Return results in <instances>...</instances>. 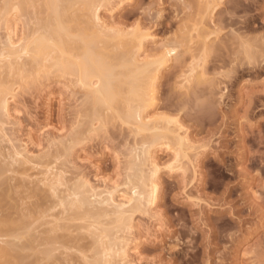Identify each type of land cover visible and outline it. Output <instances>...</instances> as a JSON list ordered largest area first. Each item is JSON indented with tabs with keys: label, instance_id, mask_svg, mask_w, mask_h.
<instances>
[{
	"label": "rangeland",
	"instance_id": "obj_1",
	"mask_svg": "<svg viewBox=\"0 0 264 264\" xmlns=\"http://www.w3.org/2000/svg\"><path fill=\"white\" fill-rule=\"evenodd\" d=\"M74 1L76 0H66L62 3L67 7H71V5L75 4L73 3ZM82 1L86 2L90 0ZM187 1L189 2L190 0ZM187 1L130 0L125 3L124 7H121L120 10L112 14L107 6L102 7L99 11L100 23L102 22L104 23L102 25H106V31L110 30L107 33L108 37L113 33L116 34V37L122 34L123 37L126 35L128 39L136 35L143 36L144 48L138 54L140 61H144L153 54L159 53L160 50L169 47L167 45H170V49L175 45L174 47H176L178 52L182 50L177 54L182 58H186H183L185 59L183 60L175 56V54L170 58L172 62H169L168 67L161 72L159 82L156 84L158 103L154 108L146 109L145 113H147L148 120L146 121H148L147 123L151 129L156 123H160L165 127L168 126L170 131L172 129V132H176L177 127L174 128L175 125H178V123L179 125L181 124L180 126L183 129L180 127L179 134H187L188 137L189 143L187 142L188 145L187 147L185 146V152L188 157H181L177 159L178 162L179 160L181 162H176L174 149L177 147L174 146L175 141L172 142L174 133L172 134L169 131L165 132L171 136L169 134L168 136L164 132L165 134L161 136V141H163L159 143L157 141L149 148L160 166L159 199L152 209L143 204L140 207L141 209L139 208L140 210L138 209L132 215L131 223L129 222L127 224L128 227H118L114 222L116 217L111 215L113 219L110 220L111 216H109L108 220L106 217L108 214L105 218L103 217L104 221L101 220L103 222H100V224L98 222L96 223L93 221L94 219H91V215L88 218V214H90L88 211L90 210H86V208L81 209V212L79 211L77 213L70 212V210L67 215L66 211L64 212L65 215L62 214V216L61 211H63L64 207H62L63 204L61 202L60 205L62 204V206L58 204L60 198L65 195L69 196V200H72V198L73 200L75 199L72 196L75 193L73 189L76 188L77 190L81 180L83 183L87 181L94 188L98 187L96 190L104 188L103 183L108 184L111 187L110 192L113 193V197L118 202L122 196H130V189L126 184H128L133 174H135L134 172L140 174L142 168L146 170L148 168L145 165L141 166V169L138 168V170L131 165H133V161L139 163L140 159L142 160L141 164L144 163L142 150L144 148L145 150L146 148L148 149L151 141H149V137L151 138L155 135H151L153 133L152 130L148 128V130L137 131L135 130L136 126L133 125L134 122L130 124L124 123L119 117V114H121L119 109L121 108L123 110V107L120 106L118 109V105L116 108L114 105V108L112 107L113 109L104 106L102 110H99L100 113H96L98 119L94 118L95 112L92 113L93 108L91 109V106L87 104V97L85 98L88 91H84L85 89L77 84V76L75 74H71L69 77L70 73L63 75L61 72L53 71L49 69V63H45L48 69L46 67V71L44 69V72L42 68L41 70L39 69L41 64H35L36 67L34 64L31 66L30 60H27L26 69L28 71L25 69V63L19 62L24 66V70L22 69L23 72L21 70L19 71L21 67L18 68L21 65H16V61L13 60L12 64L14 63L16 65H13L14 69L18 68L17 70L15 69V74L14 72H8L9 64H6L8 68L5 64V68L2 65L3 70L0 71V84H5L4 82H6L7 85L10 83V86L15 83L11 82L13 80L17 84H24L22 86L20 85L22 87H20V104H15L16 106L11 104V110L13 109V111L10 112V116L13 113L12 118L8 116L10 117L8 119L6 113L0 110V166L3 168L1 169L0 167V171H5H1L0 173V187L3 186L0 189V196L2 195L0 200L3 199L2 205L7 208L0 209V220L3 218L2 214L3 216L7 214V217L12 215L4 223L5 226L3 229L6 230L8 228L6 232L8 231L9 233L0 237V247L3 246L11 251L13 250L9 252L12 254V264H23L24 262L28 264H88L89 262H93L94 259L103 257V254L101 256L99 251L100 249L98 250L100 255L92 253H97V250L93 248L94 245L91 246L95 241L93 239H98V241L104 240L102 242L104 246L109 247H114L113 242L127 240L129 246L126 260H134L138 262L137 264H255L257 263V255H260L261 258L258 257L257 264H264V200H262L264 199V61L263 55H261L264 53V29H258L261 27L260 22H256V19L253 20V18H256V14L263 10L264 0H262L263 3L259 0L261 4L258 1V4L255 3V5L252 0H236L235 3L238 1V3L241 2L237 6H242L241 8L238 6V9L242 12L235 9L238 10V12L235 11L237 12V14L235 13L236 15L232 11L236 5L233 1L231 3L235 5L230 3L231 0H215L219 4L223 1H228L229 4L224 2V5L220 4L218 5L220 7H217L215 6L216 3H214V9L213 6L210 7V11L213 12L209 10L207 11L208 13L202 11L207 13L201 14L203 15V17L201 16L202 19H204V15L205 17L208 15L204 19L205 22L199 17L200 14L197 13L198 11L196 12L195 10L190 9V13L192 11L196 12L192 14L190 20L188 19L189 17H186V14H189V9L184 10L182 4ZM200 1L198 0L196 3L199 4L198 2ZM3 2L4 0H0V52H5V49L6 51L8 50L5 16L2 15ZM33 2V6L19 11L20 13L18 12L19 14H17L16 20L14 17L12 18L11 14L7 15V19H11L10 22L16 28L14 42L20 43V39L24 38L22 36L23 32L30 29V26L34 25V23H40L44 26L48 24L47 22L49 24L52 22L50 15H48L49 10L46 9V2L44 0H34ZM248 2H251L249 6ZM191 3L194 4L193 1ZM82 4L78 3L70 12H74V10L81 11ZM78 6L79 8L76 9ZM231 12L233 13V17L237 16L236 18L234 17V20L238 22L228 25L223 24L225 26L222 30L224 33L221 32L219 38L217 35L215 37L211 33V30L213 32V29H218L216 27L218 24L216 25L215 22H218V20L215 19L221 17L223 19L225 17L229 18L231 17L229 14ZM79 13H77L78 19L76 21L82 19ZM209 14L214 18L211 17L210 19L211 15L209 16ZM84 20L82 19V25L77 21L80 24V29L83 28L86 22V25L90 27V31L89 27L85 25V32H88L87 34L93 33L95 31L93 30L94 27L89 25L90 23L87 22L86 18ZM210 20L215 23L216 28L211 26L213 25L212 23L209 24ZM28 22L30 23L29 25ZM72 24L73 22L69 25ZM77 24L75 23L74 27H72L73 25L70 27L75 28ZM248 24H250L252 33L250 30H244ZM201 27L203 29L205 28L204 31L202 30L203 32L198 31ZM206 28L210 31L208 32ZM256 28L258 29L257 31ZM252 29L256 32L254 30L252 31ZM76 30L78 31V29ZM112 30L113 33H111ZM182 30L187 31L186 36ZM77 31L74 29L71 32V36L74 37L73 34L77 36L79 33H73ZM97 31H95L96 34ZM197 31L199 32V36L200 33H204L203 35L211 33V35H206L208 39L205 41L208 43L207 46L210 49L213 47L217 49H212V52L215 53H211V59L209 58L208 63L205 65V72L202 70L203 64L196 56L199 55L198 48L201 46V42H203H200L203 37H199ZM109 32L111 33L110 35ZM205 32L208 33L205 34ZM260 35H262V38ZM118 37L117 41H119ZM110 38L112 37L110 36ZM112 39H116L115 36ZM112 39L110 40L113 42L114 40ZM117 41L111 42L110 45L113 44L112 46L115 47V43H120V41ZM182 42L184 44H181ZM109 46H106V52L108 51L110 53L115 51L116 48L114 49ZM119 46L117 45L116 47L118 48ZM251 46L252 48H250ZM103 47L101 44V48ZM186 48L187 50H192V53L184 55L186 53L185 51H187ZM218 48L221 49L218 50ZM254 52L255 55L256 53L258 54L257 56L259 58L255 55V59L252 58V53ZM226 53H229L228 56ZM214 54L216 55V59L213 58ZM238 54L239 57H237ZM175 60L180 63H176ZM18 71L21 74L18 75ZM24 71H26L25 73L29 77H26L28 75ZM17 75L19 76V81L15 78ZM22 75L24 78H20ZM9 77L10 79H8ZM27 81L29 82L27 83ZM127 88L124 89L126 90ZM126 93H128L127 90ZM15 111L19 113L14 115L17 113ZM89 119L93 120L90 121ZM68 134L70 135L69 137ZM69 138L70 140H67ZM76 138L78 139L75 140ZM144 140L147 142L146 144H144ZM165 144H171L175 148L165 149ZM17 152H21V155H16L18 154ZM15 159L18 160L16 161ZM26 159H29L30 162ZM1 164L3 166L6 165V167H3ZM177 165H180V167ZM7 167H11L9 170L15 169L13 170L14 172L12 173V170L8 171ZM48 174L50 178L45 181L44 177H47ZM9 176L11 179H9ZM43 180L46 183H56L60 180L57 184H66L65 186L63 184L62 187H58L59 192L63 189L60 192V198L56 196L55 199L52 196L51 189L49 188V190L47 189L48 186L44 185V187L41 185L44 182ZM67 189H70V192H67ZM46 191L50 194L48 192L46 193ZM4 192H7L9 195L12 193L9 197ZM68 193L71 195H68ZM85 195L87 196V194ZM66 196L64 199H67ZM251 196L254 198V202L258 198L260 201L258 200L254 203L252 198L250 199ZM4 197L7 198L4 199ZM45 198H51L52 202L54 199L57 201L58 198V204L55 203L61 209L57 206L58 209L52 208L51 210L57 212L60 209V213L54 214L50 209L47 210L46 205L48 204L49 206V202L51 201L47 200L49 201L47 202ZM34 199H37L38 204L43 203V206L39 204L42 207L38 209L40 212L38 210L36 211L35 207H33L32 202H36ZM92 199L90 198V200ZM250 200L252 201L250 202ZM61 201L65 200L61 199ZM261 202L262 204H260ZM251 203L253 204L251 205ZM257 203H259L258 206H256ZM254 204H256L255 206L257 208H262L261 210L263 212L260 209H257V211L260 210L259 213L257 211L254 212L256 210ZM33 209L37 214H34ZM3 210L4 212L8 210L9 212H7L10 213L9 216L7 212L4 214ZM42 211H45L46 215ZM85 212H88L87 216ZM51 213H53V217ZM56 214L58 215L56 216ZM40 215L41 217L38 218ZM74 215L76 219L78 218L77 220H75ZM45 216L46 218H44ZM65 216H67V219H64ZM33 217H36L37 220L39 219L40 222H36V218L34 219ZM61 217L64 218L62 219ZM13 218H16V221ZM6 223H9V225ZM34 224L38 229L34 227ZM59 224L63 225H61L63 230ZM96 224L102 225L100 226L102 228L97 227ZM64 225L67 226L65 227ZM46 227H50V229ZM59 227L60 231L58 230ZM35 229L39 230V232ZM97 229L99 230L96 231ZM106 229L111 232L107 230L108 233H106L104 231ZM43 231L45 232L43 233ZM92 231L93 234H91ZM59 234L60 237L62 235L67 237L64 240L71 238L76 242H73V240L68 242L71 240L68 239L65 242L69 244L67 243L65 245V243L61 247L62 239L59 238L56 245L51 244L52 241H49L50 244H47L49 238H54L53 236L56 237L57 235L59 237ZM31 236L34 238H31ZM94 236L95 238H93ZM44 240L45 242H43ZM4 241H8V244ZM3 242L6 244H3ZM38 242L40 244L43 243V246L39 247L40 244ZM70 243L74 247H71ZM83 244L84 246L82 247ZM64 245L68 248L63 247ZM136 245H139L138 250L140 253L138 255L132 252ZM48 248H51L52 251ZM91 250L94 251L91 252ZM47 251H51L53 257H46ZM107 253L109 257L118 261V255L121 252H116L115 249H108ZM14 259L16 260L15 262H13ZM118 264L120 263L118 262Z\"/></svg>",
	"mask_w": 264,
	"mask_h": 264
},
{
	"label": "bare ground",
	"instance_id": "obj_2",
	"mask_svg": "<svg viewBox=\"0 0 264 264\" xmlns=\"http://www.w3.org/2000/svg\"><path fill=\"white\" fill-rule=\"evenodd\" d=\"M34 0H4V2H3V5H2V15L3 16H5L4 18H5V31H6V35H7V41H8V50L6 51V49H5V52L4 51H2V52H0V71L1 70H3L2 68V65L4 66V68H5V65L6 64H9V71L8 72H10V73H13L14 72V74H15V69H14V66L13 65H17V64H19V65H21V66H18V68L19 67H21V69H19V71L21 70L22 72H23V68H24V66H25V69H26V66H27V60H30V64H31V66H33V64H34V66L36 67V65H40L41 64V67L39 68L40 70H41V68H42V70L44 71V69H45V71H46V67H47V69H48V66H50V68L49 69H51V70H55V71H57V72H61L63 75L64 74H66V73H70L69 74V77L71 76V74H75L76 76H77V84L79 85V86H81L83 89H85L84 91H88L87 93H86V96H85V98H86V101H87V104H89L90 106H91V109L93 108V111H92V113H94L95 112V114H94V118H96V119H98L97 117H96V113H98L99 112V110L101 109L102 110V108L104 107V106H107L108 108H111V109H113L114 107L116 108V106H117V108L119 109V107L121 106V107H123V110L120 108L119 110L121 111L120 113L121 114H119V117L124 121V123H132V122H134L133 123V125H135L136 126V128H135V130H137V131H141V130H148V128H149V125H148V121H146V120H148V116H147V113H145L146 111V109H148V108H154L156 105H157V103H158V100H157V83L159 82V79H160V74H161V72L166 68V67H168V64H169V62L171 63L172 61L170 60V58L175 54V56H177V57H179V58H182L180 55H178L177 53H179L180 51H182V50H180L179 52L177 51V49H176V47H172L171 49L169 48L170 47V45H167V46H169V47H166V48H164L163 50H160V52L159 53H156V54H153L151 57H149V58H146V60H144V61H140L139 60V56H138V54H140V52L143 50V48H144V38H143V36L142 35H136V36H134L133 38L131 37V38H126V35L123 37L122 35H119V41H120V43H115V47L114 46H112L113 44H111L110 45V43L112 42L110 39H112V38H114V36H115V38L116 39H112V40H114L113 42H116L117 41V37H116V34L115 33H113V30H112V32L111 33H113V34H115V35H113V34H111L110 32H109V35L112 37V38H110V36L108 37V35H107V33H108V31H110V30H107L106 31V29H107V27H106V25H102V24H104V23H100V17H99V11H100V9L102 8V7H108L109 9H110V11H111V14L112 13H114L115 11H117V10H120L121 9V7H124L125 6V3L126 2H128V1H130V0H90V1H82V0H76V1H74L73 3H75L74 5H71V7L69 6V7H67L66 5H64L62 2L63 1H66V0H44L45 2H46V9H48L49 11V13H48V15H50V18H51V24H49V22H47L48 24L47 25H42V24H40V23H38V24H35L34 23V25H31L30 26V29H27L25 32H23V34H22V36L24 37V38H21L20 39V43H17V42H14V37H15V35H16V28H15V26L10 22V20L11 19H7V15H9V14H11L12 15V18L14 17V19L16 20V18H17V14H19L20 12L19 11H21V10H23V9H26V8H28L29 6L31 7V6H33V4H32V2H33ZM36 1V0H35ZM187 1V0H186ZM191 1H193L194 2V4H192L191 3ZM198 1V0H197ZM196 0H190L189 2L187 1L186 3H184L183 2V4L182 3H180V4H182V8L184 9V10H187V9H189V14H186L187 16L186 17H189L188 19L190 20V17H192V14H194V13H196L197 11V13L198 14H200L199 15V17L202 19V17H203V15H201V14H205L208 10L210 11V7L211 6H213V9H214V3H216V5L215 6H217V7H220V6H218V5H220V4H223L224 5V2L225 1H223L222 3H218V2H215V0H210V1H203V0H201L202 1V3H201V1L200 2H198L199 4H197L196 2H197ZM218 1V0H217ZM222 1V0H221ZM236 2V0L234 1V0H231L230 1V3L231 2ZM250 1V0H249ZM252 1H254L253 2V4L255 5V3L256 4H258V1L259 0H252ZM251 1V2H252ZM71 2V1H70ZM239 2V1H238ZM235 3V4H233V3H231L232 5H235V7H234V9L232 10V11H234V14L236 13L237 14V12H238V10L240 11V9H238V6H239V8H241L240 7V5H238L237 6V4H240V3ZM247 2V1H246ZM250 2V3H251ZM261 2H262V0H261ZM34 3V2H33ZM36 3H38V2H36ZM35 3V4H36ZM65 3V2H64ZM78 3H83L82 5H81V7H82V9H81V7H80V9H81V11H75L74 10V12H70L71 11V9L76 5H78ZM225 3H228L229 4V2L227 1V2H225ZM249 2H248V6H249V4H250ZM259 3H260V1H259ZM263 3V2H262ZM200 4H202V5H200ZM213 4V5H212ZM230 4V5H231ZM261 4V3H260ZM68 5H70V4H68ZM227 5V4H226ZM225 5V6H226ZM231 5V6H232ZM242 5V4H241ZM244 5V4H243ZM80 6V5H79ZM79 6L76 8V9H78L79 8ZM257 7V6H256ZM216 8V7H215ZM31 9V8H30ZM190 9L191 10H195V11H192L191 13H190ZM235 9H238V10H235ZM243 9V8H242ZM252 9H254V8H252ZM28 10V9H27ZM249 10V9H248ZM181 11V10H180ZM200 11V12H199ZM202 11H206V12H202ZM235 11H237V12H235ZM19 12V13H18ZM24 12V11H23ZM25 12H26V10H25ZM75 12H77V13H79V14H81V18L84 20V18H86L87 19V22H89L90 24V26L92 25L93 27H94V29L93 30H95V31H97V30H99V31H97V34L95 33V31L93 32V33H91V34H93V35H91V34H87L85 31V29L86 28H84V26L86 25V22L84 23L85 25L83 26V28H81L80 29V27H79V25L83 22L82 21V19H80V20H77V21H79L80 22V24H79V22H77L76 21V19H78L77 18V13H75ZM187 12V11H186ZM210 12H213V11H210ZM209 12V13H210ZM240 12H242V11H240ZM208 13V12H207ZM206 13V14H207ZM79 14H78V16H79ZM198 14H196V15H198ZM211 14H213V13H211ZM211 14H209V16L211 15ZM230 14V16L231 17H229V18H226L225 17V19H223V17H221V18H219V19H215V20H218V22L217 21H215L216 22V27L218 28V29H213L214 31L212 32V30H211V33L212 34H214V36L216 37V35H217V37L219 38L220 36V34H221V32L222 33H224L222 30L224 29V27L225 26H223V24H233V23H235V22H238L237 20H234V17L232 16V12L231 13H229ZM235 14V15H236ZM14 15H16V16H14ZM85 16V17H84ZM202 16V17H201ZM208 16V15H207ZM207 16L205 17V15H204V19L205 18H207ZM211 17H213L212 15L210 16V19H211ZM237 17V16H236ZM235 17V18H236ZM34 18H36V17H34ZM47 18H49L48 16H47ZM80 18V17H79ZM176 18V17H175ZM214 18V17H213ZM213 18H212V20H213ZM185 19H187V18H185ZM204 19H202L203 21H204ZM254 19H256L255 21L256 22H260V24H261V27L260 28H258V29H264V8H263V10L261 11V12H258L257 14H256V18H253V20ZM212 20H210L209 21V24L210 23H212L213 25H211V26H214V28H216L215 27V23H213L212 22ZM37 21V20H36ZM85 21V20H84ZM251 21V20H250ZM250 21H248L249 23H250ZM38 22V21H37ZM40 22V21H39ZM73 22V26L72 25H69L70 23H72ZM205 22V21H204ZM241 22V21H240ZM77 24L76 25V27L75 28H71L70 26H72V27H74V24ZM18 24V23H17ZM30 23L28 22V25H29ZM32 24V23H31ZM88 24V23H87ZM237 24V23H236ZM82 25V24H81ZM201 25H202V22H201ZM87 27H89L88 25H86ZM91 26V27H92ZM204 26H205V24H204ZM29 27V26H28ZM79 27V28H78ZM82 27V26H81ZM203 27V26H202ZM200 28V29H198V31H204V29L203 28ZM98 28V29H97ZM109 28V27H108ZM184 28H186V27H184ZM209 28V27H208ZM208 28H206V30L208 31ZM211 28V27H210ZM213 28V27H212ZM227 28V27H226ZM74 29H75V31H77L76 29H78V31L77 32H73V33H79L77 36H75V34H73L74 35V37L73 36H71V32L72 31H74ZM97 29V30H96ZM105 30V33H104V30ZM114 29V28H113ZM181 29V28H180ZM243 29V28H242ZM257 28H256V31L258 30ZM92 30V29H91ZM115 30V29H114ZM116 30H118V29H116ZM205 30V31H206ZM244 30H250V32H251V27H250V24H248V26L246 27L245 26V28H244ZM243 30V31H244ZM254 29H252V31H253ZM89 31H90V27H89ZM197 31V32H198ZM202 31V32H203ZM210 31V30H209ZM208 31V32H209ZM241 31V30H240ZM255 31V30H254ZM255 31V32H256ZM99 32V33H98ZM115 32V31H114ZM182 32H185L184 34H185V36H186V32L187 31H184V30H182ZM208 32H205V34L206 33H208ZM245 32V31H244ZM262 32V31H261ZM260 32V33H261ZM264 32V31H263ZM119 34H120V32H118ZM211 33H209L210 35H211ZM246 33V32H245ZM252 33V32H251ZM198 34V36H199V32L197 33ZM204 33H200V36L201 37H203V39H201L200 40V42L201 41H203V42H201V46L198 48L199 49V55H196L197 57H198V60L203 64H201L202 65V70H204V72H205V68H206V63H208V60H209V58L211 59V53L213 54V53H215V52H212V49H215L213 46V48L212 49H210L208 46H207V44L208 43H206V39H208L207 37L208 36H206V35H209V34H206V35H203ZM239 34V33H238ZM259 34V33H258ZM113 35V36H112ZM191 35V34H190ZM203 35V36H202ZM199 36V37H200ZM234 36V35H233ZM239 36V35H238ZM246 36V35H245ZM252 36V35H251ZM149 37V36H148ZM256 37H258L257 35H256ZM260 37L262 38V35H260ZM110 38V39H109ZM241 38V37H240ZM261 38H260V40H261ZM200 39V38H199ZM116 40V41H115ZM251 40V39H250ZM259 40V39H258ZM21 41H22V43H23V41H24V44L22 45V43H21ZM119 41H117V42H119ZM234 41V40H233ZM252 41H254V40H252ZM112 42V43H113ZM239 42H240V40H239ZM242 42V41H241ZM247 43V42H246ZM264 43V42H263ZM101 44H102V46H104L103 48H101ZM181 44H184L183 42L181 43ZM240 44V43H239ZM262 44V43H261ZM21 45V46H20ZM100 45V47H98ZM110 45V46H109ZM117 45H120L118 48L116 47ZM186 45V44H185ZM106 46H109V47H113L114 49H115V51H112V52H110V53H108V51L106 52L105 51V48H106ZM217 46V45H216ZM215 46V47H216ZM108 47V48H109ZM211 47V46H210ZM241 47V46H240ZM3 48V47H2ZM107 48V49H108ZM226 48V47H225ZM250 48H252V46L250 47ZM263 48V47H262ZM69 49H71V50H69ZM103 49V50H102ZM110 49V48H109ZM108 49V50H109ZM114 49H112V50H114ZM160 49V48H159ZM191 49V48H190ZM221 49V48H220ZM219 48H218V50H220ZM260 49V48H259ZM3 50V49H2ZM72 50H74L73 52H72ZM185 50V49H184ZM186 50H187V48H186ZM195 50V49H194ZM215 50H217V49H215ZM226 50V49H225ZM235 50V49H234ZM240 50V49H239ZM238 50V51H239ZM256 50V49H255ZM254 50V51H255ZM1 51V50H0ZM76 51V52H75ZM109 51H111V50H109ZM229 51V50H228ZM259 51V50H258ZM263 51V50H262ZM261 51V52H262ZM158 52V51H157ZM186 53L184 54L183 52V54L184 55H187V54H191L192 53V50H187V51H185ZM224 52V51H223ZM234 52V51H233ZM232 52V53H233ZM252 52V51H251ZM250 52V53H251ZM260 52V51H259ZM235 53V52H234ZM233 53V54H234ZM238 53V52H237ZM237 53H236V55H237ZM177 54V55H176ZM182 54V55H183ZM224 54V53H223ZM227 54V53H226ZM229 54V53H228ZM228 54H227V56H228ZM232 54V55H233ZM241 55H242V53H240ZM244 55V54H243ZM252 55H253V59H255L254 57L255 56H257L258 54L256 53V55H255V52L254 53H252ZM255 55V56H254ZM261 55H263L262 57H263V61H264V53L263 54H261ZM261 55H260V57H261ZM189 56V55H188ZM222 56V55H221ZM224 56H226V55H224ZM176 57V59H178ZM237 57H239V54H238V56ZM247 57V56H246ZM258 58H259V56H257ZM257 57H256V59H257ZM183 58H185V57H183ZM182 58V59H183ZM213 58H215L216 59V55L214 54V57ZM173 59V58H172ZM186 59V58H185ZM185 59H183V60H185ZM220 59V58H219ZM226 59H227V57H226ZM234 59V58H233ZM252 59V60H253ZM13 60L14 61H16L15 62V64L13 63L12 64V62H13ZM25 60H26V62H25ZM181 60V59H180ZM217 60H218V56H217ZM258 60V59H257ZM24 61V62H23ZM182 61V60H181ZM213 61H214V59H213ZM259 61V60H258ZM18 62V63H17ZM25 63L24 64V66H22V64H20V63ZM32 62V63H31ZM175 62H176V60H175ZM184 62V61H183ZM260 62V61H259ZM45 63L46 64H48V66L47 65H45ZM176 63H178V61L176 62ZM180 63V62H179ZM178 63V64H179ZM228 63V62H227ZM5 64V65H4ZM36 64V65H35ZM215 64V63H214ZM250 64V63H249ZM15 65V66H16ZM208 65V64H207ZM218 65V64H217ZM205 66V67H204ZM250 66H251V64H250ZM261 66V65H260ZM6 67H7V65H6ZM7 67V68H8ZM34 67V68H35ZM38 67V66H37ZM216 67V66H215ZM262 67V66H261ZM6 68V69H7ZM17 68V69H18ZM32 68V67H31ZM257 68H259L258 66H257ZM16 69V70H17ZM23 69V70H22ZM30 69V68H29ZM262 69V68H261ZM260 69V70H261ZM264 69V68H263ZM13 70V71H12ZM27 70V69H26ZM35 70V69H34ZM51 70H48V71H51ZM6 71V70H5ZM12 71V72H11ZM18 71V72H19ZM28 71V70H27ZM36 71H38V70H36ZM44 71V72H45ZM52 71V72H53ZM8 72H7V74H8ZM26 71H24V73H25ZM1 73V72H0ZM9 73V74H10ZM40 73V72H39ZM39 73H38V77H39ZM42 73V72H41ZM56 73V72H55ZM2 74H4V73H2ZM17 74V73H16ZM19 74H21L20 72L18 73V75ZM23 74V73H22ZM25 74H27V73H25ZM30 74V73H29ZM46 74V73H45ZM48 74H50V73H48ZM1 75V74H0ZM16 76L15 78H17V80L19 79L18 77L19 76ZM28 75V74H27ZM33 75H35V74H33ZM41 75V74H40ZM67 75V74H66ZM10 76V75H9ZM13 77H14V75H12ZM31 76V75H30ZM74 76V75H73ZM23 77V75L20 77V78H22ZM26 77H29V75L28 76H26ZM64 77H66V76H64ZM68 77V78H69ZM230 77V76H229ZM7 78V77H6ZM24 78V77H23ZM42 78V77H41ZM76 78V77H75ZM8 79H10V77L8 78ZM12 79H14V78H12ZM30 79V78H29ZM36 79V78H35ZM45 79H47V78H45ZM72 79V78H71ZM236 79V78H235ZM52 80V79H51ZM230 80V79H229ZM19 81V80H18ZM22 81V80H21ZM37 81V80H36ZM42 81V80H41ZM72 81V80H71ZM74 81V80H73ZM237 81V80H236ZM12 83L13 82H15L14 84H12V85H10L9 86V80H8V85H7V83L6 82H4L5 84H3L2 82V84H0V86H3V87H1L0 88V110L2 111H4V113H6V115H7V118L9 119L10 117L12 118V115H13V113H12V115L10 116V112L11 111H13V109L11 110V104L13 105H18V104H20L19 103V96H20V93H21V86L22 85H24V84H17L16 83V81H11ZM29 81H27V83H28ZM20 83V82H19ZM23 83V82H22ZM31 83V82H30ZM41 83V82H40ZM43 84V83H42ZM6 85V86H5ZM21 85V86H20ZM77 85V86H78ZM223 85V84H222ZM7 86H9V87H7ZM26 86V85H25ZM46 86V85H45ZM126 86V87H125ZM213 86V85H212ZM21 87V88H20ZM128 87V88H127ZM27 88V87H26ZM28 88H29V86H28ZM38 88H40V87H38ZM44 88V87H43ZM48 88V87H47ZM124 88H127L126 90H127V92L128 93H126V90L124 89ZM30 89V88H29ZM80 89V88H79ZM23 90V89H22ZM27 91H28V89H27ZM30 91V90H29ZM52 91V90H51ZM216 92V91H215ZM28 93V92H27ZM79 93V92H78ZM23 94V93H22ZM82 94V93H81ZM257 94V93H256ZM262 94V93H261ZM31 95V94H30ZM29 95V96H30ZM41 95V94H40ZM72 95V94H71ZM85 95V94H84ZM126 97H125V96ZM213 95V94H212ZM83 96V95H82ZM80 97V96H79ZM68 98V97H67ZM255 98V97H254ZM74 99V98H73ZM84 99V98H83ZM212 100V99H211ZM211 100H210V103H211ZM84 101V100H83ZM12 102V103H11ZM72 102V101H71ZM85 102V101H84ZM134 103V104H133ZM15 105V106H16ZM75 105V104H74ZM88 105V106H89ZM115 105V106H114ZM14 106V107H15ZM89 106V107H90ZM114 106V107H113ZM113 107V108H112ZM106 108V107H105ZM89 109V108H88ZM78 110V109H77ZM0 111V112H1ZM15 112H17V111H15ZM77 112V111H76ZM122 112L124 113L123 115H122ZM19 112H17V113H15L14 115H16V114H18ZM100 113V112H99ZM103 113V112H102ZM77 114V113H76ZM79 114V113H78ZM104 114V113H103ZM5 115V116H6ZM108 115V114H107ZM8 116H10V117H8ZM16 117V116H15ZM109 117V116H108ZM4 118H6V117H4ZM14 119V118H13ZM17 119V118H16ZM95 119V120H96ZM32 120H33V118H32ZM90 121H92L91 119H89ZM3 121H4V119H3ZM75 121V120H74ZM94 122V121H93ZM98 122V121H97ZM5 123H6V121H5ZM150 123V122H149ZM177 123V122H176ZM175 123V124H176ZM103 125V124H102ZM123 125V124H122ZM181 125V124H180ZM179 125V123H178V125L176 124L175 125V127L174 128H176V130L175 129H173V130H175L176 132H172V129H171V131L169 130L170 128L168 127V126H164V125H162V124H160V123H156V125L154 126V127H152V129L151 128H149V129H151L152 130V132L153 133H151V135L152 134H155L154 136H152L151 138L149 137V141H150V143H149V146H148V149L146 148V150H145V148L142 150V148H141V150H142V155L144 156V158H143V160H144V163H142L141 164V162H142V160L140 159L139 160V163L137 162V161H133L134 163H133V165H131L132 167L134 166L135 167V169L137 168H139V169H141L142 167L141 166H145V165H147L146 167H148L147 168V170L146 169H144V168H142L141 169V173L139 174V173H136V172H134L135 174H133V176H132V178L130 179V177H129V179H130V181L128 182V184H126V185H128V188L130 189V196H127V195H124V196H122L121 198H120V200H119V202L118 201H116V199H115V197H113V193L112 192H110V189H111V187L108 185V184H106V183H103V186H104V188H102L101 190H96L97 188L95 187H92L91 185H89L88 183H87V181L85 182L84 181V183L83 182H79V186H78V188H77V190H76V188H74L73 190H74V192L75 193H73V195L72 196H74L75 197V199L73 200V198H72V196H70V198H72V200L70 199H68V197L69 196H66V198L67 199H64L65 198V196L64 197H59L60 196V192L61 191H63V189H61V191L59 192V186L60 187H62L63 186V184H57L58 182H60V180L58 181V182H53V183H55V184H53V183H46L45 181H47L50 177H49V174H48V176L47 177H44L45 179V183L43 182L41 185H45V186H48L47 187V189H49L50 191H52L51 193L53 194H51L53 197H55V199H56V196H58V198H60V200H59V204H58V198H57V201L54 199L53 200V202L51 201L52 199V197L51 198H49V199H46V201L47 200H49V201H51V202H49V201H47V202H49L50 203V205L48 206V204L46 205L47 206V208H44V209H47V210H51L52 208H57V206L59 205V206H62V204H63V206L62 207H64L63 208V211H61V215L62 214H64V212H66V215H67V213H68V211H70V212H73V213H77V212H79L81 209H85L86 208V210H90V211H88L90 214H88V212L86 213L85 212V214H86V216H87V214L89 215V217L88 218H90V215H91V219H94L93 221L94 222H98L99 224H100V222H103L104 220H103V217L105 218V216L108 214V216H106L107 217V219L109 220V216H111V215H113L114 217H116V219H114V222H115V224L118 226V227H123V226H126V227H128L127 226V224L130 222L131 223V217H132V215L144 204V205H146V206H149V207H151V209H152V207L153 206H155L156 205V202H157V200L159 199L158 197H159V176H160V166H159V163L157 162V160L155 159V157L153 156V153L152 152H150V150H149V148L151 147V146H153L154 145V143H156L157 141H158V143L161 141V136L162 135H164L167 131H169V132H171L172 134L174 133V136H173V140H172V142L173 141H175L174 143H175V145L174 146H176L177 148H175V147H173L172 145H173V143H172V145L171 144H165V149H167V148H169V149H171V148H175L174 150H175V158H176V162H178V160L177 159H179V158H181V157H184V158H186V156H187V154H186V150H185V146L187 147V145H188V137H187V134H185V135H181V134H179V132H180V130H181V128L183 129V127H181ZM76 126V125H75ZM71 127V126H70ZM78 127V126H77ZM181 127V128H180ZM72 128V127H71ZM104 128V127H103ZM64 130V129H63ZM70 130V129H69ZM98 130V129H97ZM92 131V130H91ZM166 131V132H165ZM30 132V131H29ZM73 132V131H72ZM97 132V131H96ZM165 132V133H164ZM31 133V132H30ZM92 133V132H91ZM175 133H177V134H175ZM81 134V133H80ZM79 134V135H80ZM167 134V133H166ZM169 134V133H168ZM167 134V135H168ZM30 135V134H29ZM72 135V134H71ZM170 135V134H169ZM168 135V136H169ZM63 136V135H62ZM70 135L68 134V137H69ZM99 136V135H98ZM167 136V137H168ZM171 136V135H170ZM61 137V136H60ZM67 137V136H66ZM77 137V136H76ZM84 137V136H83ZM147 137V136H146ZM73 138V137H72ZM145 138V137H144ZM78 138H76L75 140H77ZM165 139H166V137H165ZM171 139H172V137H171ZM67 140H70V138L69 139H67ZM72 140V139H71ZM32 141V140H31ZM90 141V140H89ZM88 141V142H89ZM145 141V140H144ZM163 141V140H162ZM161 141V142H162ZM166 141V140H165ZM169 141H171V140H169ZM63 142H65L64 140H63ZM62 142V143H63ZM71 142V141H70ZM78 142V141H77ZM188 142V143H187ZM72 143V142H71ZM147 142L145 141L144 142V144H146ZM67 144V143H66ZM75 144V143H74ZM89 144V143H88ZM162 144V143H161ZM65 145V144H64ZM160 145V144H159ZM163 145H164V143H163ZM190 145V144H189ZM66 146V145H65ZM69 146V145H68ZM194 146V145H193ZM62 147V146H61ZM190 147V146H189ZM200 147V146H199ZM12 148V147H11ZM64 148V147H63ZM192 148V147H191ZM14 149V148H13ZM85 149V148H84ZM187 149V148H186ZM195 149H197V148H195ZM187 150H189V149H187ZM18 153V152H17ZM21 152H19L18 154H16V155H21L20 154ZM68 153H70L69 151H68ZM151 153V154H150ZM197 153H198V151H197ZM1 154V153H0ZM9 155V154H8ZM9 156H11V155H9ZM14 156V155H13ZM190 156V155H189ZM26 157V156H25ZM139 157H140V155H139ZM188 157V156H187ZM194 157V156H193ZM4 158V157H3ZM6 158V157H5ZM16 158H17V156H16ZM27 158V157H26ZM246 158V157H245ZM12 159V158H11ZM19 159V158H18ZM17 159V160H18ZM195 159V158H194ZM16 160V159H15ZM16 160V161H17ZM27 161L29 160V159H26ZM30 160H31V158H30ZM30 160H29V162H30ZM182 160V159H181ZM5 161V160H4ZM12 161V160H11ZM14 161V160H13ZM175 162V163H176ZM179 162H181L180 160H179ZM178 162V163H179ZM191 162V161H190ZM196 162V161H195ZM9 163V162H8ZM11 163H13V162H11ZM15 163V162H14ZM23 163V162H22ZM194 163V162H193ZM5 164V163H4ZM130 164H131V162H130ZM2 166H3V164H1ZM9 165H11V164H9ZM20 165V164H19ZM18 166V165H17ZM177 166H179L180 167V165H177ZM1 167V166H0ZM3 167H6V165L5 166H3ZM13 167H15L14 165H13ZM193 167V166H192ZM8 169V171H11V170H9L11 167H7ZM1 169H3L2 167H1ZM138 169V170H139ZM180 169V168H179ZM13 170H15V169H13ZM11 171L12 173L14 172V171ZM54 170V169H53ZM131 170H133V169H131ZM143 170V171H142ZM186 170V169H185ZM184 170V171H185ZM2 171V170H1ZM1 171H0V173H1ZM4 171V170H3ZM2 171V172H3ZM145 171V173H143ZM147 171V172H146ZM176 171V170H175ZM5 172V171H4ZM10 172V173H11ZM48 172V171H47ZM138 172V171H137ZM194 173V172H193ZM140 176H139V175ZM184 174V173H183ZM55 175V174H54ZM129 175V174H128ZM50 176H51V174H50ZM204 176V175H203ZM10 177V176H9ZM128 177V176H127ZM184 177V176H183ZM9 179H11V177L9 178ZM128 179V180H129ZM19 180V179H18ZM251 180V179H250ZM23 181V180H22ZM21 181V182H22ZM248 181V180H247ZM252 181H253V179H252ZM252 181H250L251 183H252ZM255 181V180H254ZM7 182V181H6ZM16 182H18V181H16ZM62 182V181H61ZM89 182V181H88ZM249 182V183H250ZM199 183V182H198ZM248 183V184H249ZM253 183H255V182H253ZM18 184V183H17ZM81 184V185H80ZM131 184V185H130ZM1 185H3V184H1ZM6 185H8V184H6ZM66 184H64V186H65ZM249 185H252V184H249ZM254 185V184H253ZM44 186V187H45ZM1 187H3V186H1ZM1 187H0V189H1ZM6 187H8V186H6ZM73 187H74V185H73ZM9 188V187H8ZM72 188V187H71ZM87 188H88V190H87ZM256 188V187H255ZM3 189V188H2ZM78 189H80V190H82V191H80V190H78ZM9 190V189H8ZM40 190H41V188H40ZM44 190H46V189H44ZM48 190V191H49ZM68 190V189H67ZM70 190V189H69ZM67 191V192H70V191ZM10 191V190H9ZM42 191H43V189H42ZM41 191V192H42ZM48 191H46V193L48 192ZM65 191V190H64ZM89 191H90V196H89ZM16 192V191H15ZM73 192V191H72ZM5 193V192H4ZM3 193V194H4ZM12 193V192H11ZM11 193H10V195H11ZM17 193V192H16ZM27 193V192H26ZM49 193V192H48ZM63 193V192H62ZM5 194H7V192L5 193ZM18 194V193H17ZM50 194V193H49ZM85 194H87V196L85 195ZM7 195H9V194H7ZM10 195H9V197H10ZM64 195V194H63ZM68 195H71V194H69L68 193ZM2 196V195H1ZM0 196V197H1ZM6 196V195H5ZM27 196V195H26ZM48 196V195H47ZM253 197H255V196H253ZM7 198V197H6ZM5 197H4V199H6ZM40 198V197H39ZM90 198L93 200H90ZM252 198V196L250 197V199ZM256 198V197H255ZM61 199H63V200H65V201H61ZM260 199H262V198H260ZM35 200V199H34ZM41 200V199H40ZM67 200V201H66ZM248 200V199H247ZM252 200H253V202H254V198H252ZM252 200H250V202L252 201ZM256 201L255 202H257L258 200H259V198H258V200L257 199H255ZM262 200H264V199H262ZM36 202H32V204H33V207H35V209H36V211L38 210V209H41L42 207L40 206V205H42L43 203L41 202V204L39 205L38 204V201H37V199L35 200ZM42 201V200H41ZM260 201V200H259ZM2 202H3V199H1L0 200V209H3V208H5V206L4 205H2ZM7 202V201H6ZM47 202H45V203H47ZM58 204V205H56V203ZM60 202L62 203L61 205H60ZM254 202V203H255ZM16 203V202H15ZM23 203H24V201H23ZM31 204V205H32ZM247 204V203H246ZM253 203H251V205H252ZM258 204L259 203H257V205L256 204H254V207H256V206H258ZM260 204H262V202L260 203ZM13 205H15V204H13ZM18 205V204H17ZM30 205V204H29ZM45 205V204H44ZM256 205V206H255ZM7 206H9V205H7ZM16 206V205H15ZM21 206H23V205H21ZM43 206V205H42ZM58 206V208H60L61 209V207H59ZM145 206V207H146ZM260 207H261V205H259ZM19 207V206H18ZM39 207H41V208H39ZM250 207V206H249ZM15 208V207H14ZM26 208V207H25ZM57 208V209H58ZM88 208V209H87ZM148 208V207H147ZM207 208V207H206ZM5 209H7V208H5ZM12 209V208H11ZM20 209V208H19ZM24 209V208H23ZM28 209V208H27ZM59 209V210H60ZM94 209H96V210H94ZM141 209V208H140ZM139 209V210H140ZM256 210L254 211V212H256L257 211V209H260L259 207L257 208H255ZM262 209V208H261ZM260 209V210H261ZM16 211H17V209H15ZM59 210H57V212H54L53 210H51L52 212H54V214L55 213H60L59 212ZM77 210V211H76ZM85 210V211H86ZM252 210V209H251ZM253 210H254V208H253ZM260 210H258L257 211V213H259L260 212ZM2 211V210H1ZM8 210H6L5 212H7ZM33 211H34V209H33ZM39 211V210H38ZM46 211V210H45ZM43 212L42 211V213H45V215H46V212ZM75 211V212H74ZM150 211V210H149ZM262 211V210H261ZM263 211H264V209H263ZM262 211V212H263ZM3 212H4V210H3ZM5 212H4V214H5ZM9 212V211H8ZM7 212V213H8ZM21 212V211H20ZM29 212V211H28ZM40 212V211H39ZM39 212H38V214H39ZM50 212V211H49ZM81 212V211H80ZM1 213V212H0ZM37 214V212H35L34 211V214ZM41 213V214H42ZM249 213V212H248ZM264 213V212H263ZM9 214L10 213H8V216H9ZM33 214V213H32ZM52 214V215H51ZM50 215L53 217V213H51ZM43 215V214H42ZM49 215V214H48ZM58 214H56V216H57ZM65 215V214H64ZM79 215V214H78ZM77 215V216H78ZM5 216H6V219H5ZM10 216H12V215H10ZM10 216L9 217H7V214L6 215H4L3 216V214H2V217L4 218H2L1 220H0V237L2 236L3 237V235L4 234H6V233H9L8 231L6 232V230H8V228L5 230V229H3L4 228V223L5 222H7L6 220H8L7 218H9L10 219ZM37 216V215H36ZM55 216V217H56ZM63 216V215H62ZM75 216V215H74ZM74 216H72V217H74ZM14 217V216H13ZM41 217V215L38 217V218H40ZM49 217V216H48ZM51 217V218H52ZM67 216H65V218L64 219H67L66 218ZM78 217H80V216H78ZM82 217H83V215H82ZM34 218V217H33ZM36 218V217H35ZM34 218V219H35ZM44 218H46V216L44 217ZM62 218V217H61ZM62 218V219H63ZM69 218V217H68ZM85 218V217H84ZM83 218V219H84ZM14 219V218H13ZM16 219V218H15ZM14 219V220H15ZM53 219V218H52ZM60 219V218H59ZM58 219V220H59ZM78 219V218H77ZM76 219V216H75V220H77ZM111 219H113L112 218V216H111V218H110V220ZM45 220V219H44ZM61 220V219H60ZM101 220H103V221H101ZM116 220V221H115ZM16 221V220H15ZM36 222L37 221H39V219L37 220V218H36V220H35ZM46 221H47V219H46ZM57 221V220H56ZM56 221H55V224H56ZM63 222H64V220H62ZM67 221H69V220H67ZM66 221V222H67ZM72 221V220H71ZM82 221V220H81ZM9 222H10V220H9ZM40 222V221H39ZM47 222H49V221H47ZM112 222H113V220H112ZM112 222H110V223H112ZM113 222V223H114ZM35 223V222H34ZM60 223V222H59ZM62 223V222H61ZM88 223V222H87ZM90 223V222H89ZM6 224H8L9 225V223H6ZM38 224V223H37ZM49 224V223H48ZM47 224V225H48ZM65 224V223H64ZM68 224H70V223H68ZM85 224V223H84ZM98 224V225H99ZM103 224H105V223H103ZM41 225V224H40ZM62 225V224H61ZM61 225L59 224V226L61 227ZM86 225V224H85ZM88 225V224H87ZM92 225H93V222H92ZM97 225V224H96ZM97 225V227H100V226H102V225H99L98 226ZM107 225V224H106ZM53 226H54V224H53ZM63 226V225H62ZM65 227L67 226V225H64ZM23 227H25V226H23ZM34 227L35 228H37V226L34 224ZM40 227V226H39ZM41 227H42V225H41ZM60 227L58 228V230L60 231ZM78 227V226H77ZM96 227V226H95ZM46 228H48V227H46ZM63 227H61V229H62ZM69 228V227H68ZM74 228V227H73ZM100 228H102V227H100ZM38 229V228H37ZM37 229H35V230H37ZM48 229H50V227L48 228ZM51 229H53L52 227H51ZM56 229V228H55ZM127 229V228H126ZM45 230V229H44ZM57 230V229H56ZM63 230V229H62ZM61 230V231H62ZM68 230V229H67ZM99 229H97L96 231H98ZM107 230L108 229H106V230H104L106 233H108V232H111V231H109L108 230V232H107ZM33 231H34V228H33ZM46 231H48V230H46ZM90 231V230H89ZM102 231V230H101ZM37 232H39V230H37ZM45 231H43V233H44ZM50 232V231H49ZM52 232H54V230H52ZM72 232V231H71ZM91 232V231H90ZM100 232V231H99ZM41 233V232H40ZM39 233V234H40ZM104 233V232H103ZM35 234V233H34ZM38 234V233H37ZM70 234V233H69ZM75 234V233H74ZM91 234H93V231H92V233ZM94 234H96L95 232H94ZM8 235V234H7ZM36 235V234H35ZM106 235V234H105ZM104 235V236H105ZM6 236V235H5ZM4 236V237H5ZM29 236H30V234H29ZM34 236V235H33ZM33 236H31V238H34ZM37 236V235H36ZM41 236H42V233H41ZM89 236V235H88ZM91 236V235H90ZM96 236H97V234H96ZM115 236V235H114ZM54 238H49L48 240H47V244H50L49 243V241L51 242V244L53 243V244H55L56 245V243H57V240L59 241V238H61L62 239V244H61V247H62V245L63 244H65L66 242V240L68 241V239H71V238H68V239H65L64 240V238L66 237V236H61L60 237V234H59V237H58V235L55 237V236H53ZM58 237V238H57ZM78 237V236H77ZM92 237V236H91ZM98 237H99V235H98ZM98 237H96V238H98ZM108 237H109V235H108ZM112 237V236H111ZM232 237V236H231ZM67 238V237H66ZM89 238V237H88ZM93 238H95V236L93 237ZM99 238H101V236L99 237ZM103 238V237H102ZM1 239V238H0ZM38 239V238H37ZM40 239V238H39ZM61 239H60V241H61ZM91 239V238H90ZM73 239H71V240H69L68 242H70V241H72ZM83 240V239H82ZM93 240H95L94 241V243L93 244H91V246L92 245H94V247L93 248H95V250H97V253L95 252H92V251H94V250H91V252L93 253V254H95V255H97V254H99L100 255V253H101V256H102V254H103V257H101V256H98V257H101L100 259H94V261L93 262H89L88 264H118V262L120 263V264H137L138 262H135L134 260H130V261H127L126 259H127V249H128V241L126 240H123V241H119V242H117L116 241V243L115 242H113L114 244V247L112 246H104V244L102 243L103 241H98V239L96 240V239H93ZM112 240V239H111ZM232 240V239H231ZM39 241V240H38ZM64 241V242H63ZM92 241V240H91ZM4 242H6V241H4ZM3 242V244H6V243H4ZM43 242H45V240L43 241ZM67 242V243H68ZM73 242H76V241H74L73 240ZM79 242V241H78ZM2 243V242H1ZM39 243V242H38ZM67 243L65 244V245H67ZM87 243V242H86ZM85 243V244H86ZM89 243H90V241H89ZM102 243V244H101ZM105 243V242H104ZM8 244V243H7ZM40 244V243H39ZM43 244V243H42ZM42 244H40V246L39 245H37V246H39V247H41V246H43ZM69 244V243H68ZM71 244V243H70ZM76 244V243H75ZM44 245H45V243H44ZM59 245V244H58ZM63 246V247H67V246ZM74 245V244H73ZM86 245H88V244H86ZM101 245V246H100ZM36 246V247H37ZM68 246H70V245H68ZM84 246V244L82 245V247ZM90 246V245H89ZM38 247V248H39ZM71 247H74V246H72V244H71ZM76 247V246H75ZM77 247H79V246H77ZM98 247V248H97ZM100 247V248H99ZM11 248V247H10ZM68 248V247H67ZM92 248V249H93ZM41 249V248H40ZM46 249V248H45ZM48 249H50L51 250V248H48ZM100 249V250H99ZM108 249L110 250V249H115L116 250V252H121L118 256H119V260L117 261V260H115V259H113V258H111V257H109V254L107 253V251H108ZM139 249V245H136V247L134 248V250H132V252L136 255H138L139 253H140V251L138 250ZM261 249V248H260ZM9 250V251H8ZM98 250L100 251V253L98 252ZM13 251V250H12ZM10 249H8V248H4L3 246L2 247H0V264H10L11 263V259H12V254H10L9 252H12ZM52 251V250H51ZM51 251H47V256L46 257H53V255H52V252ZM131 251V250H130ZM255 251V250H254ZM262 251V250H261ZM40 252V251H39ZM45 252V251H44ZM263 252V251H262ZM16 253V252H15ZM19 254V253H18ZM18 254H17V256H18ZM45 254H46V252H45ZM45 254H43L44 256H45ZM252 254V253H251ZM260 254V253H259ZM15 256V255H14ZM237 256V255H236ZM245 256V255H244ZM254 256V255H253ZM91 257V256H90ZM89 257V258H90ZM258 257L260 258V255H257L256 256V258L258 259ZM15 258V257H14ZM91 258H93V257H91ZM96 258V257H95ZM224 258H225V256H224ZM15 259H17V258H15ZM14 259V261L13 262H15L16 260ZM82 259H83V257H82ZM88 259V258H87ZM140 259V258H139ZM138 259V260H139ZM256 259V261H257V263H258V260ZM261 259V258H260ZM93 260V259H92ZM20 261H22V260H20ZM83 261V260H82ZM261 261V260H260ZM259 261V262H260ZM70 262V261H69ZM87 262V261H86ZM248 262V261H247ZM251 262V261H250ZM25 263V262H24ZM23 263V264H24ZM235 263V262H234ZM253 263V262H252ZM257 263H255V264H257ZM12 264V263H11ZM25 264H28V263H25ZM37 264V263H36ZM157 264V263H156ZM171 264V263H170Z\"/></svg>",
	"mask_w": 264,
	"mask_h": 264
}]
</instances>
